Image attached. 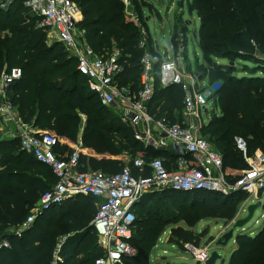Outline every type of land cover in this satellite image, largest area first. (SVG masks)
<instances>
[{
	"label": "trees",
	"instance_id": "16d2710c",
	"mask_svg": "<svg viewBox=\"0 0 264 264\" xmlns=\"http://www.w3.org/2000/svg\"><path fill=\"white\" fill-rule=\"evenodd\" d=\"M132 1L139 6L138 0ZM77 5L84 17L81 27L86 29L90 45L97 53L107 54L113 52L115 43L124 64L119 83L138 89L145 50L140 48L141 31L126 19L122 2L78 0ZM189 5L190 12L197 13L201 20L198 38L205 63L202 75L210 83L222 80L218 91L221 114L212 117L202 135L223 157L225 168L231 169L245 161L235 144L238 137L247 141L249 156L257 151L264 154V0H190ZM182 32L187 34V28ZM46 37V32L37 28V20L25 9L24 0H18L7 13H0V79L4 72L21 69L22 76L11 87V101L25 124L53 133L60 140L68 139L77 147L82 143V149H91L99 156L109 155L108 159L98 160L80 152L81 172L100 169L112 172L124 166L118 159L126 155L133 159L132 163L140 154L146 159L164 157L170 161L167 165L176 163L178 155L147 147L121 119L110 115L114 110L103 106L89 91L88 80L80 73L77 60L70 58L61 44L48 46ZM154 45L148 35L147 50L156 58L155 96L149 109L154 111L165 103V110L171 115L181 113L183 90L177 85L161 87L163 58ZM216 59H228L229 64H216ZM237 61L244 62L245 69L248 62L260 68L254 72L249 69L250 76H236ZM158 118L181 122L174 115ZM57 151L73 153L75 149L59 144ZM245 167L248 169V164ZM56 183L52 170L23 151L18 139L0 142V245L4 240L11 243L10 248L0 249V264H51L58 236L68 233L77 235L67 238L60 264H95L103 256L97 235L91 239L92 225L85 228L97 214V200L92 197L87 199L92 201L88 209L76 207L80 198H86L78 196L44 212L21 238L13 235ZM246 196L243 192L223 196L171 189L145 195L134 209L136 221L131 243L139 254L125 259L123 264H148V255L159 240L162 226L169 221L168 201L178 202L179 206L193 204L191 209L200 206L205 212L203 218L214 216L229 221L235 218L238 204ZM73 206L79 214L72 211L70 215ZM54 210L66 212L67 217L59 219V224L52 220L56 216ZM230 264H264V227L254 236L241 233L237 237Z\"/></svg>",
	"mask_w": 264,
	"mask_h": 264
},
{
	"label": "built area",
	"instance_id": "2783aa9c",
	"mask_svg": "<svg viewBox=\"0 0 264 264\" xmlns=\"http://www.w3.org/2000/svg\"><path fill=\"white\" fill-rule=\"evenodd\" d=\"M17 1L0 0V13L10 11ZM121 2L128 20L141 31L140 48L145 50L138 89L119 83L124 72L120 50L103 54L97 53L90 45L86 29L81 27L82 11L72 0H24V7L37 20V28L55 38L69 57L77 60L80 73L87 78L90 91L100 103L123 113V123L133 128L137 140L159 150L171 148L172 153L178 155L173 168L167 167L164 157L136 158L131 166L119 173L81 172L79 154L82 143L73 153L58 152L61 140L53 133L25 124L13 105L11 87L22 76L21 69L4 72L0 79V119L19 140L21 149L49 167L57 178V183L41 197L37 207L30 212L24 224L12 232L13 235L21 238L39 216L55 206L78 196L92 197L97 200L98 211L91 225L97 235L98 246L103 250V256L95 264H123L125 259L138 256V249L131 243L136 221L134 209L145 195L167 189L223 196L243 192L247 195L245 201L250 205H264V154L257 151L249 156L247 141L236 138V147L248 163V169L233 176L225 168L223 157L202 135L203 128L212 117L221 114L220 86H211L207 78L200 82L196 76L199 74L188 75L185 69L181 70L180 59L176 58L174 49L173 56L169 53V59L165 60L164 53L156 44L154 48L163 58L160 65L161 87L177 85L182 88L184 119L175 123L167 118L156 121L149 114L148 106L155 96L156 58L147 50L148 32L140 25L139 13L135 11L132 0ZM173 33L180 42V51H183L185 42L184 50L187 51L188 34L182 30ZM67 238L58 240L51 264L62 263L61 252ZM160 242L164 243L163 239ZM159 243L155 248L161 246ZM10 247L8 240L0 245V249ZM172 247L175 245L172 244ZM186 250L195 262L202 264L211 254V251L197 250L189 245Z\"/></svg>",
	"mask_w": 264,
	"mask_h": 264
},
{
	"label": "rangeland",
	"instance_id": "374dc122",
	"mask_svg": "<svg viewBox=\"0 0 264 264\" xmlns=\"http://www.w3.org/2000/svg\"><path fill=\"white\" fill-rule=\"evenodd\" d=\"M74 1L76 4H78V0H74ZM189 2L190 0H138L139 6L135 5L134 3L133 6L135 11L139 13L140 25L146 28L149 37L153 38V41L156 42L161 53H164L165 49L167 48L169 49L170 55L173 56V49H174L176 58L180 59V67L182 70L185 69L186 72L189 74L194 75L197 73L199 75H202L204 74L203 71L205 68V63L198 42V36H199L198 34L201 27V20L198 17L197 13L192 14L190 12L191 6L189 5ZM139 7H141V11ZM81 19L83 21L84 19L83 14ZM126 19L128 20L127 17ZM128 22H131L135 26H137L132 21L128 20ZM184 27H186L188 30L187 36L189 39V43L187 46V51L186 49L184 50V48L186 47V42L183 43V51H180L179 48L180 42L178 41L177 36L173 37L174 35L173 32L180 31ZM46 35H47L46 41L48 46H56L59 44L55 38L51 37V35L48 34ZM262 37L264 41V34ZM173 39L174 42L172 43ZM115 49H117V45L114 43L113 50ZM215 63L216 64L226 63L228 65L229 60L216 59ZM235 65H236L235 68L236 76H243V75L250 76L251 71L249 69L252 68L253 69L252 71L254 72L260 68L259 66H255L251 62L246 63V67L248 69L243 68L244 67L243 65H245L244 62L237 61L235 62ZM221 82L222 80H215L213 82L211 81L210 85L221 86ZM204 85H206V81L204 82ZM89 87L90 86L88 83V89L90 91ZM164 104L165 103L161 104V106L154 111L153 109L151 110V113L154 112L153 115H155L157 119H159L158 117H171V116L173 117L174 115V114L171 115V112L165 110ZM110 115L115 116L116 118H119L122 121L123 113H121L120 110H115L113 113H110ZM180 115H183V112H181ZM130 128L133 130L132 127ZM13 140H15V137L12 135V133L9 132L8 129H6L5 125L0 119V142L13 141ZM211 146L214 149V151L217 152L212 144ZM7 152L8 151L5 150V153ZM118 160H121L124 166L119 167L112 172L104 171L101 169L99 171L103 173H111V174L119 173L127 166H131L133 159L130 156L126 155L122 158H119ZM246 164L248 163L246 161H243V163L236 164L235 166L231 167V169L229 168L228 170L232 171V173L234 174L233 176H238L242 171L246 170L245 167ZM87 199L89 198L88 197L80 198L78 200V204L76 202L77 204L76 207L80 208L82 206H85L86 209L91 207L92 201ZM249 205H250L249 202L246 201H242L241 203H239L235 218L228 221L220 217H214V216L203 218L205 212H203L204 209L201 210L202 207L198 208L200 206L191 209L193 207V204L189 203L186 205L184 204L179 206L178 202L176 203L173 201L172 202L168 201L167 207L169 206L170 211H168L169 213L167 214L166 218L169 221L168 223L162 226V229L159 233L160 234L159 240L163 239L164 243L163 242L159 243V240L155 243V246H157L158 243L161 246L156 248L154 247L153 251L150 252V255H148V264H195L196 263L195 259L190 254V252L186 250V246L188 245L193 246L197 250H207V249L209 250L211 248H214L215 243L233 227L236 221L240 219H244L248 216ZM74 207L75 206H73V208L69 210L70 215L72 211L75 212L74 214L78 212V210L76 212V209H74ZM81 209L83 210L84 207H82ZM54 212H56V216H54L55 218L52 219L54 221H59V219L65 218L66 216L65 211L54 210ZM77 214H79V212ZM139 214L140 212H137L138 216ZM63 220L64 221H62V223L65 222V219ZM59 223L60 221L58 222V224ZM91 224L92 222L85 224V228H87ZM262 227H264L263 207L255 211L251 221L244 227V230H246V233L244 234L253 233L254 236L260 231ZM241 232H242L241 230L236 231L234 239L227 245V247L221 248L219 250V255L222 258L221 260L217 261L216 264H230L232 253L235 249L236 238L239 234H241ZM74 235L77 234L68 233L66 235L58 236L56 240V244L60 238L68 237L69 239H71L72 236ZM91 236H92L91 239H94L93 237L96 236L93 231H91ZM180 242H183L182 243L183 245L181 246L178 245V243ZM56 244H55V249L57 246ZM172 244H174L175 247H172ZM150 259L151 262H149Z\"/></svg>",
	"mask_w": 264,
	"mask_h": 264
},
{
	"label": "water",
	"instance_id": "95a60500",
	"mask_svg": "<svg viewBox=\"0 0 264 264\" xmlns=\"http://www.w3.org/2000/svg\"><path fill=\"white\" fill-rule=\"evenodd\" d=\"M164 58L165 60L169 59V49L167 48L165 49L164 52ZM196 76H198L200 81H203V79L205 78L204 75H196ZM260 208H262L261 203L250 205L248 207V216L244 219H240L236 221L233 227L215 243V247L211 251L209 259L204 264H216L217 261L221 260L222 257L219 255V250L221 248L227 247V245L234 239L236 231L241 230L242 231L241 233L246 232V230H244V227L251 221L255 211ZM195 264H202V263L200 261H197Z\"/></svg>",
	"mask_w": 264,
	"mask_h": 264
},
{
	"label": "crops",
	"instance_id": "0c3cea01",
	"mask_svg": "<svg viewBox=\"0 0 264 264\" xmlns=\"http://www.w3.org/2000/svg\"><path fill=\"white\" fill-rule=\"evenodd\" d=\"M147 20V19H146ZM155 44H156V42H155ZM157 45V44H156ZM174 48V47H173ZM170 53V52H169ZM181 68V67H180ZM182 70V69H181ZM188 75H192V74H189L188 73ZM205 77V76H204ZM198 80H199V78H198ZM188 81H190L189 80V76H188ZM200 81V80H199ZM201 82V81H200ZM151 104V103H150ZM149 107H150V105L148 106V112H149V114L154 118V120H156V121H158V119H155V115H152V113H151V109H149ZM183 112V111H182ZM181 113H178V112H174V116L175 117H177L176 118V121L178 120H180L181 119V122L183 121V115H180ZM161 120V119H160ZM83 121L85 122V118L83 117ZM83 128H84V126L82 127V130H83ZM82 130H81V134H80V136H79V141L81 140V138H82ZM65 140V141H64ZM61 142H62V145H66V146H68V147H73L74 149L75 148H77V145L76 144H73V143H71L68 139H62L61 140ZM145 144V143H144ZM146 145V144H145ZM166 151H168V152H171L172 153V151H171V148H169V149H167ZM80 152H82V153H84L85 155H87L88 157H94V158H97L98 160H103V159H108V158H110L109 157V155H104V156H99V155H97L96 154V152L95 151H93V150H91V149H80ZM173 154V153H172ZM136 158H145V155H142V154H140V155H138ZM146 159V158H145ZM165 159V158H164ZM166 160V159H165ZM165 163H167V164H170V161L168 162V161H165ZM166 164V165H167ZM170 166V167H169ZM167 167H169L170 169L171 168H173L174 167V165H167ZM229 171V173L231 174V175H234L233 173H232V171L231 170H228ZM96 207H97V203H96ZM97 211H98V209H97ZM235 247H236V243H235ZM212 250H213V248H211ZM211 249H207L206 251H208L209 253H210V251H212Z\"/></svg>",
	"mask_w": 264,
	"mask_h": 264
}]
</instances>
